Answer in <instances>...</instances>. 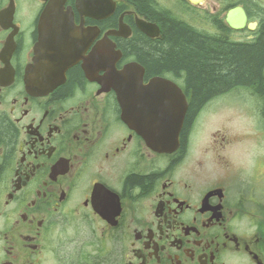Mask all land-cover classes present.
I'll list each match as a JSON object with an SVG mask.
<instances>
[{
    "label": "flooded vegetation",
    "instance_id": "flooded-vegetation-1",
    "mask_svg": "<svg viewBox=\"0 0 264 264\" xmlns=\"http://www.w3.org/2000/svg\"><path fill=\"white\" fill-rule=\"evenodd\" d=\"M55 4L71 30L52 28L60 45V30L74 37L75 62L52 90L31 91L26 69ZM166 20L246 43L264 37V0H0V132L12 133L0 138V264H264V69L259 89L194 111L182 72L149 74L127 49L161 41ZM112 67L130 68L127 119L100 83ZM165 91L187 103L171 142Z\"/></svg>",
    "mask_w": 264,
    "mask_h": 264
},
{
    "label": "trees",
    "instance_id": "trees-1",
    "mask_svg": "<svg viewBox=\"0 0 264 264\" xmlns=\"http://www.w3.org/2000/svg\"><path fill=\"white\" fill-rule=\"evenodd\" d=\"M140 7L146 0H134ZM129 52L137 56L149 74L182 72L187 90L192 94L195 111L212 95L234 88L259 89L264 69V37L246 43H228L225 39L202 36L181 23L166 20L163 39L159 42L137 40ZM80 76L73 71L70 82L60 89L63 94ZM12 136L3 126L1 139ZM138 178L130 183L137 184Z\"/></svg>",
    "mask_w": 264,
    "mask_h": 264
},
{
    "label": "water",
    "instance_id": "water-1",
    "mask_svg": "<svg viewBox=\"0 0 264 264\" xmlns=\"http://www.w3.org/2000/svg\"><path fill=\"white\" fill-rule=\"evenodd\" d=\"M62 1L64 2V0ZM63 14H65L63 4L48 5L43 12L42 20L47 26L39 30V42L34 48L33 64L26 69V85L31 91L45 92L52 90L64 80L66 70L75 62L72 53L74 49L72 50L71 45L68 43L74 37L66 33V31L71 30V19L59 16ZM227 21L232 28H239L244 23L240 11L229 16ZM60 22L67 23L66 31L60 30V40L65 42L62 45L58 43L57 31L52 28L53 24ZM129 69L127 67L123 71L116 72L113 67L105 68L107 74L101 78V81L99 80L104 88L117 91L118 100L123 108V116L126 119L130 117L132 99H130L127 92L120 91V89L128 86V83L123 79L129 76ZM85 71L87 76L90 77V68L86 67ZM169 88L174 89L171 84ZM162 104V115L166 125L164 126L165 135L168 141L171 142L172 137H177L181 127L186 111V101L180 93L172 91L167 93L165 91ZM125 121L127 122V120ZM150 134L148 135L150 136ZM157 146H160L159 143Z\"/></svg>",
    "mask_w": 264,
    "mask_h": 264
}]
</instances>
